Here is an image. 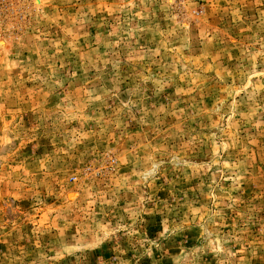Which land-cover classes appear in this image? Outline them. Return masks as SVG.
<instances>
[{
    "label": "rangeland",
    "instance_id": "374dc122",
    "mask_svg": "<svg viewBox=\"0 0 264 264\" xmlns=\"http://www.w3.org/2000/svg\"><path fill=\"white\" fill-rule=\"evenodd\" d=\"M0 264H264V0H0Z\"/></svg>",
    "mask_w": 264,
    "mask_h": 264
}]
</instances>
